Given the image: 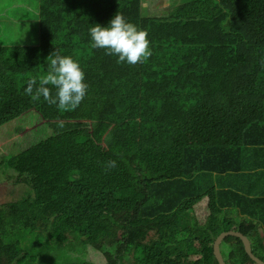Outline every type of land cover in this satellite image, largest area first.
Segmentation results:
<instances>
[{
    "label": "trees",
    "instance_id": "1",
    "mask_svg": "<svg viewBox=\"0 0 264 264\" xmlns=\"http://www.w3.org/2000/svg\"><path fill=\"white\" fill-rule=\"evenodd\" d=\"M148 1L41 0L40 44L0 45V126L39 112L59 128L0 161V174L13 170L15 183L35 192L0 206V264H58L53 240L92 248L107 264H219L214 245L231 230L264 262V221L239 218L237 196L246 198L233 190L222 200L217 184L225 187L229 170L220 173L224 159L215 155L264 137V0H167L160 16L164 1L154 9ZM116 13L147 32L144 63H117L91 47L90 27H107ZM55 50L85 73L88 92L75 110L24 92ZM204 198L202 224L191 213ZM31 226L37 235L49 230L48 239L26 252L19 235ZM221 255L225 264H255L237 237L225 238Z\"/></svg>",
    "mask_w": 264,
    "mask_h": 264
},
{
    "label": "rangeland",
    "instance_id": "2",
    "mask_svg": "<svg viewBox=\"0 0 264 264\" xmlns=\"http://www.w3.org/2000/svg\"><path fill=\"white\" fill-rule=\"evenodd\" d=\"M164 1V8L159 11V16L164 14L165 7H168L167 0H149L145 5L154 9L156 3L160 4ZM40 4L41 0H0V45L10 44H27V46H37L42 41L40 34L41 26L40 21ZM30 120V126L25 124V120ZM30 128V129H29ZM29 129V130H28ZM57 124H50L40 114L35 112L26 113L23 117H18L2 126H0V161L6 156L18 155L37 142H40L50 135L58 131ZM195 138L201 136L190 133ZM227 144L233 143L228 139L225 141ZM257 145L252 153H246L244 150H236V153L241 155L245 160H250L252 156L259 149ZM215 155L222 161L229 157V153H215ZM220 165L221 173L230 166L226 161ZM16 174L11 169H5L0 174V205L19 200L23 197H33L35 192L28 194L31 189L28 183H15ZM216 182L215 177H209L207 183L212 184ZM195 218L202 224L205 223L210 212L208 209V199H202L198 204L193 207ZM154 217H158V211H155ZM243 219L248 226L254 221L247 215L239 217ZM38 223L33 224L36 226ZM30 229H23L19 235V248L26 250L32 245L45 244L48 239L49 230H39V235ZM260 233V229L258 231ZM155 231H151L150 238L155 236ZM72 237V236H71ZM40 248L33 249L32 253H38ZM49 251L58 264H74L78 258L85 259L86 262L93 264H107L103 257L94 252L92 248H86L78 245L76 242L73 244L66 243L59 247L56 242H51ZM74 252V255L71 254ZM32 264H40L39 260Z\"/></svg>",
    "mask_w": 264,
    "mask_h": 264
},
{
    "label": "clouds",
    "instance_id": "3",
    "mask_svg": "<svg viewBox=\"0 0 264 264\" xmlns=\"http://www.w3.org/2000/svg\"><path fill=\"white\" fill-rule=\"evenodd\" d=\"M89 35L91 47L104 49L107 55L116 56L117 63L142 64L152 55L147 32L127 22L119 13L115 14L107 27H101L98 24L90 27ZM46 61L48 64L46 74L42 75L39 81L35 78L30 79L24 89L25 94L29 95L33 101H38L42 97L50 106L55 105L59 110H75L88 92L89 86L84 82V71L71 56L61 55L57 50L50 53ZM107 167L115 168L116 161H109ZM232 168L228 170H233ZM23 198L32 199L33 197ZM191 214L196 219L193 211ZM8 243L9 240H5L3 245Z\"/></svg>",
    "mask_w": 264,
    "mask_h": 264
},
{
    "label": "crops",
    "instance_id": "4",
    "mask_svg": "<svg viewBox=\"0 0 264 264\" xmlns=\"http://www.w3.org/2000/svg\"><path fill=\"white\" fill-rule=\"evenodd\" d=\"M255 138L241 139L236 142V145L230 150L229 157L224 160L228 166L233 167V170H229L224 175L223 184L225 187L222 188L219 184L217 187H219V192L223 194L222 200L224 202H228L232 190L239 196L246 198V201H243L237 196L236 200L240 204L234 208V213L240 211L242 215L249 216L252 214L256 217L252 218L253 220L264 221V175H261L264 172V137L255 136ZM257 145H260L259 149L250 160H245V162H243L244 158L236 153L238 149L252 153ZM232 172L234 175L231 174ZM254 200L259 201L260 204L252 203ZM261 233L264 235V226Z\"/></svg>",
    "mask_w": 264,
    "mask_h": 264
},
{
    "label": "water",
    "instance_id": "5",
    "mask_svg": "<svg viewBox=\"0 0 264 264\" xmlns=\"http://www.w3.org/2000/svg\"><path fill=\"white\" fill-rule=\"evenodd\" d=\"M229 236L237 237L242 240L246 254L255 264H264L263 261H261L259 258H257L253 254L252 246H251V242L249 238L245 236L244 234H242L241 232L233 231V230L228 231V232H223L222 234H220L219 238L216 240L214 249H215V255L218 259L219 264H225V261L221 255V245L223 244L225 238Z\"/></svg>",
    "mask_w": 264,
    "mask_h": 264
}]
</instances>
